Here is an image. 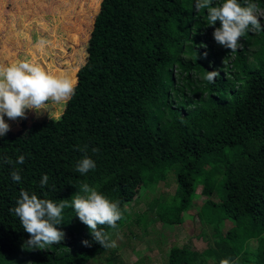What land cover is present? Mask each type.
Listing matches in <instances>:
<instances>
[{"label": "trees", "instance_id": "trees-1", "mask_svg": "<svg viewBox=\"0 0 264 264\" xmlns=\"http://www.w3.org/2000/svg\"><path fill=\"white\" fill-rule=\"evenodd\" d=\"M106 14L98 67L78 72L89 83L63 114L0 135V264L120 263L110 231L169 172L172 196L151 212L179 225L200 195L211 232L201 252L171 247L168 264H262L264 0H109ZM75 63L27 95L69 89Z\"/></svg>", "mask_w": 264, "mask_h": 264}, {"label": "rangeland", "instance_id": "rangeland-1", "mask_svg": "<svg viewBox=\"0 0 264 264\" xmlns=\"http://www.w3.org/2000/svg\"><path fill=\"white\" fill-rule=\"evenodd\" d=\"M108 4L109 0H0V135H12L22 123L59 118L76 97L77 88L86 87L89 82L81 85L78 72L93 78V65L98 67L117 19L115 14L102 16ZM252 12L262 16L260 9ZM72 62L77 65L69 89L27 95V90L46 80L53 69H67ZM88 129L97 132L99 126L90 125ZM174 186L169 172L165 180L144 188L136 201L128 203L129 220L120 230L109 233L120 259L117 264H168L171 247L185 246L201 252L208 246L201 235L209 236L210 226L202 225L196 216L203 196L189 201L179 225L163 224L149 209L150 202L154 211L156 201H168ZM199 190L197 187L196 192ZM135 213L143 219H136ZM229 225L226 222L222 232ZM252 243L248 242L249 250L255 247ZM207 262L215 264L210 259Z\"/></svg>", "mask_w": 264, "mask_h": 264}, {"label": "clouds", "instance_id": "clouds-1", "mask_svg": "<svg viewBox=\"0 0 264 264\" xmlns=\"http://www.w3.org/2000/svg\"><path fill=\"white\" fill-rule=\"evenodd\" d=\"M51 243V240L49 237H43L40 239L34 246V250L36 251H45L48 247L49 244Z\"/></svg>", "mask_w": 264, "mask_h": 264}, {"label": "crops", "instance_id": "crops-1", "mask_svg": "<svg viewBox=\"0 0 264 264\" xmlns=\"http://www.w3.org/2000/svg\"><path fill=\"white\" fill-rule=\"evenodd\" d=\"M25 117H26V115H25Z\"/></svg>", "mask_w": 264, "mask_h": 264}]
</instances>
